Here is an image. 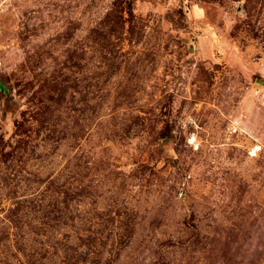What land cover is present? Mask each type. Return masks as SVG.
I'll return each instance as SVG.
<instances>
[{"label":"rangeland","instance_id":"obj_1","mask_svg":"<svg viewBox=\"0 0 264 264\" xmlns=\"http://www.w3.org/2000/svg\"><path fill=\"white\" fill-rule=\"evenodd\" d=\"M0 264H264V0H0Z\"/></svg>","mask_w":264,"mask_h":264}]
</instances>
